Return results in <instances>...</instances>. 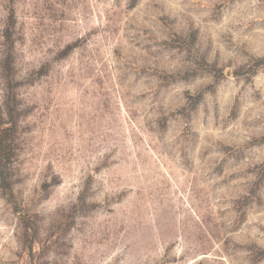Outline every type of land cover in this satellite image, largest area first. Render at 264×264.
Wrapping results in <instances>:
<instances>
[{
	"label": "rangeland",
	"instance_id": "374dc122",
	"mask_svg": "<svg viewBox=\"0 0 264 264\" xmlns=\"http://www.w3.org/2000/svg\"><path fill=\"white\" fill-rule=\"evenodd\" d=\"M0 264H264V0H0Z\"/></svg>",
	"mask_w": 264,
	"mask_h": 264
}]
</instances>
